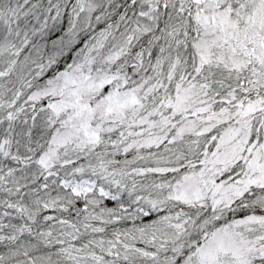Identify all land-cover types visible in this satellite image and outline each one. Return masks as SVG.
I'll return each mask as SVG.
<instances>
[{"label":"snow or ice","instance_id":"obj_1","mask_svg":"<svg viewBox=\"0 0 264 264\" xmlns=\"http://www.w3.org/2000/svg\"><path fill=\"white\" fill-rule=\"evenodd\" d=\"M0 264H264V0H0Z\"/></svg>","mask_w":264,"mask_h":264}]
</instances>
